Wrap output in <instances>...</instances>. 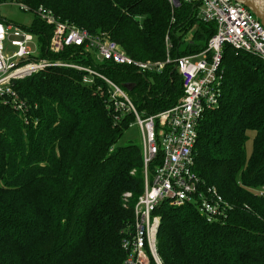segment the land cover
Returning <instances> with one entry per match:
<instances>
[{"label":"trees","instance_id":"1","mask_svg":"<svg viewBox=\"0 0 264 264\" xmlns=\"http://www.w3.org/2000/svg\"><path fill=\"white\" fill-rule=\"evenodd\" d=\"M0 2L30 8L32 25L20 26L38 37L35 57L51 63L15 80L17 103L0 99V264H123L122 238L145 189L144 163L142 145L119 144L135 115L115 108L105 78L149 117L180 101L182 77L174 64L140 72L85 45L51 51L54 27L36 11L50 9L136 59L164 60L166 36L172 57L203 51L217 24L200 18L199 3L172 9L168 0ZM222 70L221 100L198 127L194 170L232 208L225 221L208 222L191 204H160L163 264H264V197L251 191L264 186V60L225 44Z\"/></svg>","mask_w":264,"mask_h":264},{"label":"built area","instance_id":"2","mask_svg":"<svg viewBox=\"0 0 264 264\" xmlns=\"http://www.w3.org/2000/svg\"><path fill=\"white\" fill-rule=\"evenodd\" d=\"M168 1L175 9L183 2L195 4L198 0ZM18 5L23 10L30 9L25 4ZM36 13L55 27L49 43L51 51L59 52L69 45H85L101 59L135 66L144 72H162L167 65L174 64L182 77L184 94L180 101L167 110L144 117L120 86L89 68L77 66L111 84L115 108L132 111L141 131L145 189L135 205L134 223L122 238L123 248L128 252L123 264H152L154 261L162 264L157 247L161 217L155 211L164 201L173 205L191 204L208 222L225 221L231 204L216 187L204 188L194 170L198 127L205 112L218 106L221 100L224 45L230 44L237 51L249 52L264 60V25L259 18L236 0H201L200 18L217 24L207 47L192 55L172 57L169 52L164 60L142 62L123 51L116 41L93 36L84 28L61 21L50 9L40 7ZM32 40L29 32L0 18V99L5 102H9V98L18 102L15 80L51 65L47 60L31 61L38 55ZM166 45L168 50L172 48L168 37ZM22 105L20 102L16 106L22 108ZM160 153L161 163L151 175L150 167Z\"/></svg>","mask_w":264,"mask_h":264},{"label":"rangeland","instance_id":"3","mask_svg":"<svg viewBox=\"0 0 264 264\" xmlns=\"http://www.w3.org/2000/svg\"><path fill=\"white\" fill-rule=\"evenodd\" d=\"M18 4H24V3H17V4L16 3H13V4H3V5H1L0 6V16L3 17L7 22H12L14 24L16 23V24H19V26L20 25L31 26L32 23H33V19L35 18V14L31 10L30 11H27V10L21 9ZM53 27H54V25H53ZM28 32L33 37V40L32 41H33V44L35 45L34 48H36V44H37V46L39 48L38 37L36 35H34L32 32H30V31H28ZM166 37H168V36H166ZM171 42H172V40H171ZM171 44H172V47H173V43H171ZM6 45L9 46V48L11 50L13 49V47L10 46L9 43H7ZM171 50H172V48L170 50H168L167 45H166V56H167V54L169 52L171 53ZM44 60H47V59L40 58V57H32V60L31 61L33 63H38V62H42ZM137 60L142 61V62H148V61H159L160 59L155 60V59L148 58V59H137ZM44 68H46V67H42V68H40L37 71L43 70ZM106 79H108V78H106ZM124 92H126V91L124 90ZM16 94H17V97H18L17 91H16ZM9 100L12 101V99H10V98H9ZM253 135L254 134L251 133V139L247 143L248 152H251V149H252V137H253ZM129 140H134L137 144L142 145L141 131H140L139 126L136 124V121L132 124L131 128H129V130L125 133V135L120 139L119 144L120 145H124ZM251 191H253L255 194H258L261 197H264V186L262 188H260V187L251 188ZM230 211H231V209L228 210L227 214ZM154 263H156V262L154 261ZM162 264H163V262H162Z\"/></svg>","mask_w":264,"mask_h":264},{"label":"water","instance_id":"4","mask_svg":"<svg viewBox=\"0 0 264 264\" xmlns=\"http://www.w3.org/2000/svg\"><path fill=\"white\" fill-rule=\"evenodd\" d=\"M201 0H198L195 4L200 3ZM245 6H247L262 22L264 25V0H236ZM174 68L177 69V66L174 65ZM140 72H143L140 70ZM125 87L129 90L133 88L132 84H125Z\"/></svg>","mask_w":264,"mask_h":264},{"label":"crops","instance_id":"5","mask_svg":"<svg viewBox=\"0 0 264 264\" xmlns=\"http://www.w3.org/2000/svg\"><path fill=\"white\" fill-rule=\"evenodd\" d=\"M1 19H3V21L5 22V23H7V24H14V23H12V22H7L3 17L1 18ZM16 25V24H15ZM17 26H19V25H17ZM19 27H21V28H23L22 26H19ZM24 29V28H23ZM24 30H26V29H24ZM27 31V30H26ZM28 32V31H27ZM33 47H35V45L33 44ZM35 50H36V52H37V54H38V50H39V48H38V46H37V44H36V48H35Z\"/></svg>","mask_w":264,"mask_h":264}]
</instances>
